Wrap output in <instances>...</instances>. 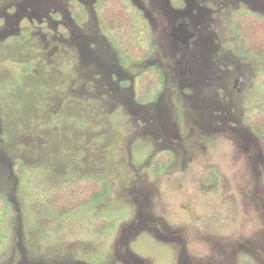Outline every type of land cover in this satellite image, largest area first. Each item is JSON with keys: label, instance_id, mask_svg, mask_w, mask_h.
<instances>
[{"label": "rangeland", "instance_id": "1", "mask_svg": "<svg viewBox=\"0 0 264 264\" xmlns=\"http://www.w3.org/2000/svg\"><path fill=\"white\" fill-rule=\"evenodd\" d=\"M94 1L0 0V264H264V54L232 23L264 0H128L141 61ZM83 177L105 193L57 215L45 194Z\"/></svg>", "mask_w": 264, "mask_h": 264}, {"label": "trees", "instance_id": "2", "mask_svg": "<svg viewBox=\"0 0 264 264\" xmlns=\"http://www.w3.org/2000/svg\"><path fill=\"white\" fill-rule=\"evenodd\" d=\"M98 5V18L101 23V27L105 30L110 36L111 41L115 44L119 41L122 44V36L125 38L126 46L130 50L131 56L134 60L135 58L138 61L145 60L152 52V48H146L143 46V41L138 39V32L133 31V22L130 15L128 1L127 0H97ZM80 12H83L82 10ZM75 15V14H73ZM79 20L83 21L85 18ZM235 23V27L238 31V36L244 38V46L245 51L249 52L252 56L259 58L261 54H264V15L255 13V12H247L240 11L235 13L234 20L232 22ZM114 29V30H113ZM113 30V31H109ZM115 34H119L120 38H116ZM123 38V39H124ZM142 38V36H141ZM149 47V46H148ZM127 52V51H126ZM263 59V58H261ZM30 66L22 67L23 72H29ZM32 73L28 74L31 75ZM35 75V74H33ZM37 76V75H36ZM164 79L163 74L159 71L158 68H151L150 70H146L141 74L137 75L134 80L135 87V95L136 98L141 101L140 103H152L156 100L158 96V92L162 89ZM147 94L151 95V98L140 100L141 97H145ZM155 94L157 96H155ZM155 96V98H154ZM177 101H179V97L177 96ZM154 98V99H153ZM38 99V98H37ZM36 99V100H37ZM35 100V101H36ZM43 106V104H41ZM38 106V107H41ZM94 108L91 109L89 119L85 117L84 122L87 125L94 121ZM96 112V110H95ZM264 112V111H262ZM97 114V112H96ZM38 115V114H37ZM254 115V114H253ZM58 119L57 115L53 117V120ZM261 131L264 132V115L261 123ZM103 136H100L101 138ZM66 151V150H65ZM76 153V152H75ZM74 153V156H75ZM159 153V152H158ZM170 151L163 152L164 155H168ZM158 156L157 154H155ZM154 155V156H155ZM15 160V170L20 174L22 171V159L16 155L13 156ZM171 160L169 157L165 159L166 163H170ZM73 161V160H72ZM152 165V164H151ZM150 165V168H151ZM157 169L158 166H155ZM71 173H68L66 176H70ZM204 175V174H203ZM204 177V176H203ZM205 178V177H204ZM204 183V182H203ZM10 184L6 182V185ZM203 185V184H202ZM105 188L104 181L99 179L98 177H83V178H72L71 180H65V183L55 189L48 191L45 194L44 201L49 205L53 211L57 213V215L62 216L67 213H72L79 209L82 206H85L89 203L94 202L98 197L103 195ZM7 197L0 195V212H4L11 201L6 199ZM108 218L100 217L97 220L101 222L102 225L110 226L111 223L107 221ZM96 226V223L92 225V228ZM104 226H101L103 228ZM93 230V229H92ZM95 231V230H94ZM97 232V231H95ZM241 264H253L249 263L245 260L242 261Z\"/></svg>", "mask_w": 264, "mask_h": 264}, {"label": "crops", "instance_id": "3", "mask_svg": "<svg viewBox=\"0 0 264 264\" xmlns=\"http://www.w3.org/2000/svg\"><path fill=\"white\" fill-rule=\"evenodd\" d=\"M159 71L163 74L164 79L162 80L163 86H162L161 91L158 92V96H160L161 92H162L163 90H165V88H166V81H165V80H167V75H166L162 70L159 69ZM212 73H213V71L210 72V73H208V74H207L208 77H209ZM133 85H134V82H133ZM177 86H178V85H177ZM134 90H135V87H134ZM175 93H176V92H175ZM154 101H155V100H154ZM154 101H153V102H154ZM140 104H141V103H140ZM143 104H148V103H143Z\"/></svg>", "mask_w": 264, "mask_h": 264}, {"label": "flooded vegetation", "instance_id": "4", "mask_svg": "<svg viewBox=\"0 0 264 264\" xmlns=\"http://www.w3.org/2000/svg\"><path fill=\"white\" fill-rule=\"evenodd\" d=\"M97 0H95L94 2H96ZM128 1V0H127ZM129 2V1H128ZM79 3H82V2H79ZM84 6H85V3H82ZM96 4V3H95ZM89 12V11H88ZM97 17H98V14H97ZM73 18H75L74 17V15H73ZM87 18H88V16H87ZM99 19V18H98ZM100 21V20H99ZM101 26V25H100ZM101 30H103L102 29V27H101ZM188 263L190 264V260L188 259Z\"/></svg>", "mask_w": 264, "mask_h": 264}]
</instances>
